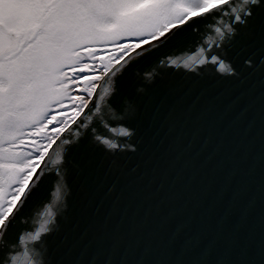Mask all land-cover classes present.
<instances>
[{
    "label": "snow or ice",
    "instance_id": "1",
    "mask_svg": "<svg viewBox=\"0 0 264 264\" xmlns=\"http://www.w3.org/2000/svg\"><path fill=\"white\" fill-rule=\"evenodd\" d=\"M0 264H264V0H0Z\"/></svg>",
    "mask_w": 264,
    "mask_h": 264
},
{
    "label": "water",
    "instance_id": "2",
    "mask_svg": "<svg viewBox=\"0 0 264 264\" xmlns=\"http://www.w3.org/2000/svg\"><path fill=\"white\" fill-rule=\"evenodd\" d=\"M185 55L195 54L194 52L184 53Z\"/></svg>",
    "mask_w": 264,
    "mask_h": 264
}]
</instances>
